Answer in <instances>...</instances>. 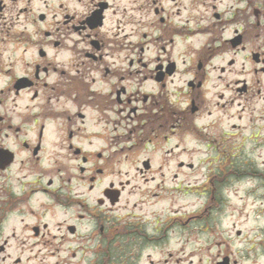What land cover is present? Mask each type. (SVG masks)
<instances>
[{
  "label": "flooded vegetation",
  "instance_id": "af4514ba",
  "mask_svg": "<svg viewBox=\"0 0 264 264\" xmlns=\"http://www.w3.org/2000/svg\"><path fill=\"white\" fill-rule=\"evenodd\" d=\"M139 74L152 89L133 85ZM255 80L263 84L264 0H0V264L179 262L159 213L122 207V182L99 187L124 149L94 145L105 135L88 130L82 110L126 111L132 131H147L142 142L193 134L210 145L228 123V92L243 98ZM210 83H224L216 118ZM250 98L232 131L258 121Z\"/></svg>",
  "mask_w": 264,
  "mask_h": 264
},
{
  "label": "rangeland",
  "instance_id": "374dc122",
  "mask_svg": "<svg viewBox=\"0 0 264 264\" xmlns=\"http://www.w3.org/2000/svg\"><path fill=\"white\" fill-rule=\"evenodd\" d=\"M152 55L151 44L146 57ZM237 67L241 68L240 65ZM143 75H137L138 83L132 81L133 85H138L141 90L152 89L151 81H143L140 86ZM251 83V91L243 98L236 92L231 95L228 92L226 99L231 101L233 97L234 102L228 104L227 113L222 110L224 116L215 112V102L219 101L218 93L224 83H217L215 87L210 83V109L216 113L215 118L223 116L222 121L228 122L222 129L213 130L217 131L212 135L217 140L210 145L209 141L195 139L193 134L184 137V141L172 136L166 143L160 134L162 140L142 142L138 139L147 131L142 128L138 133L132 131L134 125L123 118L126 111L103 112L101 108L91 106L82 110L88 130L105 135L104 140L93 139L94 145H105L111 149L121 146L124 149L111 154L110 163L106 161V176L99 187L110 181L122 182L126 186L122 207L127 204V208L132 209L137 202V208H141L143 203L144 210L153 208L159 213L153 215L157 219V227L161 224L164 233L177 239L178 244L173 248L181 250L180 257L173 258L174 261L179 259L174 264H214L224 255H229L233 264H264V116L261 119V113L264 115V80L262 85L256 80ZM259 87L263 91L261 95L257 93ZM253 93L255 96L252 97ZM247 95L251 97V106L258 103V121L250 123L251 128L241 133L232 131L236 128H232L231 123L240 122L237 116H245L242 109L247 105ZM65 119L66 116L59 115L58 120ZM253 125L257 136L250 134ZM227 133L241 135L230 136ZM147 137L154 138L155 135ZM218 138L226 140L222 142ZM243 138L249 140L242 144ZM111 149L107 153H113ZM147 159L151 169L144 167ZM78 163L72 160L74 171H77ZM211 178H215V186L211 184ZM212 188H216L214 194L211 193ZM191 251L193 255H189Z\"/></svg>",
  "mask_w": 264,
  "mask_h": 264
}]
</instances>
